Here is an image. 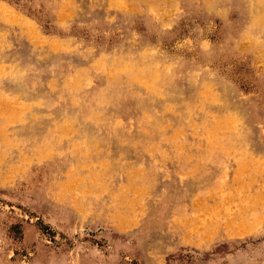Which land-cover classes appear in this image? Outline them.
I'll return each mask as SVG.
<instances>
[{"label":"rangeland","instance_id":"374dc122","mask_svg":"<svg viewBox=\"0 0 264 264\" xmlns=\"http://www.w3.org/2000/svg\"><path fill=\"white\" fill-rule=\"evenodd\" d=\"M0 264H264V0H0Z\"/></svg>","mask_w":264,"mask_h":264},{"label":"bare ground","instance_id":"6f19581e","mask_svg":"<svg viewBox=\"0 0 264 264\" xmlns=\"http://www.w3.org/2000/svg\"><path fill=\"white\" fill-rule=\"evenodd\" d=\"M257 12V11H256ZM127 70V69H126ZM133 79V78H132Z\"/></svg>","mask_w":264,"mask_h":264}]
</instances>
